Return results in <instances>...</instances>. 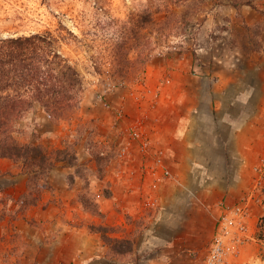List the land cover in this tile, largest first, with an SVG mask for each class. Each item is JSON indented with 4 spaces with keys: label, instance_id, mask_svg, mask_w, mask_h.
<instances>
[{
    "label": "rangeland",
    "instance_id": "rangeland-1",
    "mask_svg": "<svg viewBox=\"0 0 264 264\" xmlns=\"http://www.w3.org/2000/svg\"><path fill=\"white\" fill-rule=\"evenodd\" d=\"M138 20L142 21L140 58L144 64L140 74L129 80L120 76L114 60L116 54L126 53L119 46ZM48 33L57 40L55 49L84 78L86 91L68 120L54 121L35 105L15 124L13 135L19 143L39 145L56 160L45 177L28 176L23 162L0 158L12 163L24 177H0L6 195L20 207L12 215L17 217L21 211L22 217H27L14 226L25 233L27 248L11 255V264L138 263L143 256L133 255V251L138 247L134 233L144 223L137 220L139 215L160 213L169 217L164 220L167 227H174L173 216L167 214L179 211L165 208L163 203L147 207L143 202L151 199L150 190H158L166 181L152 188L153 169L161 173L166 168L179 182L181 174L187 173L183 182L201 185L204 192L209 189L211 212L208 207L201 209L208 210L213 227L225 205L250 201L251 218L255 215L256 190L253 185L251 190L243 188V177L235 171L238 162L146 155L134 133L152 139L151 126L157 123V109H162L153 94L145 91L146 77L152 65L177 57L191 65L193 73L203 70L200 65L217 69L214 62L219 60L225 71L230 64L240 80L231 97L243 90V83L250 84L252 96L250 102L246 98L245 112L247 116L249 109L253 121H259L264 111V0H0V40ZM135 57L131 52L130 58ZM243 109L236 103L233 113L243 115ZM218 131V135L205 136L204 153L214 149L228 156L233 147L232 130L222 127ZM151 146L153 153V141ZM137 150L141 155L136 159L132 155ZM139 182L145 189L143 198L136 191ZM190 198L196 199L192 194ZM121 218L127 223L124 227L107 224ZM208 228L206 220L196 224L188 236L192 252L176 256L177 264L205 261L211 243L204 249ZM182 229L164 228L160 233L174 240L185 233ZM261 234L264 237L259 221L257 240ZM36 239H43V245L36 247ZM179 244L176 241L175 245Z\"/></svg>",
    "mask_w": 264,
    "mask_h": 264
},
{
    "label": "crops",
    "instance_id": "crops-1",
    "mask_svg": "<svg viewBox=\"0 0 264 264\" xmlns=\"http://www.w3.org/2000/svg\"><path fill=\"white\" fill-rule=\"evenodd\" d=\"M220 63L222 64L223 61L214 62L218 68L214 67L213 70L200 65L198 66L199 69L203 70L196 73L191 71V65L178 57L168 61L164 60L160 66L152 65L146 77L145 91L147 94H153L154 102L162 109V112L157 109L155 115L157 123L154 122L151 126L154 130L151 141L155 145V151L151 154L162 155L164 159L175 157L185 161L189 159H233L236 163L238 162L235 171H238V175L243 177V188L251 190L253 185V189L256 190L254 199L256 213L251 218L255 235L253 240L244 245L239 254L230 258L226 264H264V243L256 238L258 223L264 215V148L261 149L264 146V111L257 123L253 121L249 109H247L246 116V98L247 102H250L252 87L250 84L246 86L243 83V90L231 97L234 90L232 88L240 84V80L230 64L225 71ZM241 97L242 101H240ZM239 102L244 108L243 115L233 113L235 104ZM163 105L166 106V109H163ZM222 127H228L232 130L233 147L228 152L230 154L228 156L225 153L223 155L217 154L214 149L210 150L211 153L209 154L204 153L208 143L205 136L213 133L218 135V130ZM139 155L141 154L137 150L132 156L137 159L140 158ZM0 164L5 165V167L0 168V177L19 178L21 180L24 178L19 175L20 170L14 167L12 163L1 160ZM186 174L184 172L181 174L183 176L180 179L182 182H179L174 179L175 174L171 173L172 177L163 182L158 190L149 191L148 196L151 199L147 197L143 200L147 207H157L163 203V207H174L179 211L167 214V216H173L174 227H167L168 222L164 220L169 217L162 216L160 213L154 217L139 215L137 220H142L144 223L141 228L138 227L140 231L134 233L138 235L136 244L138 247L134 248L133 255L141 254L143 259L136 264H177L176 256L191 254L192 250L188 247L190 244L188 236L193 234L191 232L195 229L196 224L199 225L201 221H208L209 227L208 240L203 244L204 249L211 242L215 230V226L213 227L210 222L211 217L208 212L213 206L210 199L212 194L209 189L204 192L201 185L183 182ZM148 181L151 182V179ZM148 181L146 180L145 187L148 186ZM115 183L119 188V181ZM142 187L139 182L136 191L143 198L146 193L144 194L145 189L143 191ZM7 192L6 187L0 185V264H11L10 256L19 254L22 249L27 248L25 233L14 227L22 224V220L27 221V217H22L21 211L17 217L12 215L20 207L16 201L6 195ZM197 192L200 193L197 194ZM224 193L225 191L220 194ZM191 194L196 199L190 198ZM206 194L209 200H204ZM151 195H155L156 198ZM201 207H208L209 209L206 211ZM175 209L174 211H176ZM206 213L208 216L204 217ZM107 224L122 227L127 225L123 218L114 223L109 221ZM177 225L182 226L178 228ZM164 228L175 232L183 228L182 231L185 233H181V236L174 240L167 239L162 237L160 233ZM40 240V242L38 239L35 240L36 247L38 243L40 246L43 245V239ZM176 241L180 242L179 246L175 245ZM197 264H205L204 259H198Z\"/></svg>",
    "mask_w": 264,
    "mask_h": 264
},
{
    "label": "trees",
    "instance_id": "trees-1",
    "mask_svg": "<svg viewBox=\"0 0 264 264\" xmlns=\"http://www.w3.org/2000/svg\"><path fill=\"white\" fill-rule=\"evenodd\" d=\"M141 22L138 20L133 26L130 36L125 33L119 49L126 53L115 56L117 72L124 79L136 78L143 68ZM56 43L51 33L0 40V158L23 162L28 176L45 177L56 160L41 146L21 144L15 139L17 120L35 105L54 121L68 120L86 91L84 78L55 49ZM131 52L136 54L133 59ZM262 226L264 215L260 218ZM262 236L259 238L264 241Z\"/></svg>",
    "mask_w": 264,
    "mask_h": 264
},
{
    "label": "built area",
    "instance_id": "built-area-1",
    "mask_svg": "<svg viewBox=\"0 0 264 264\" xmlns=\"http://www.w3.org/2000/svg\"><path fill=\"white\" fill-rule=\"evenodd\" d=\"M134 138L140 150L151 155V139L138 131L134 133ZM150 172L154 180L152 188H157L159 182L171 177V172L166 168L161 173L154 169ZM252 227L250 201L223 206L215 224L205 264H226L230 258L238 255L242 247L253 240L255 233Z\"/></svg>",
    "mask_w": 264,
    "mask_h": 264
}]
</instances>
